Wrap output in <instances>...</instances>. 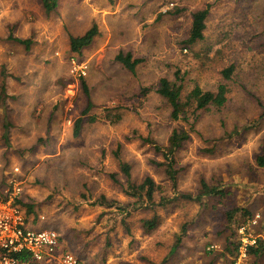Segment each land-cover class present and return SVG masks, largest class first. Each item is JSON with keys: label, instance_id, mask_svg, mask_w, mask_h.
<instances>
[{"label": "rangeland", "instance_id": "374dc122", "mask_svg": "<svg viewBox=\"0 0 264 264\" xmlns=\"http://www.w3.org/2000/svg\"><path fill=\"white\" fill-rule=\"evenodd\" d=\"M203 9L204 38L189 43L193 14ZM94 25L93 42L73 54L70 37ZM120 52L142 59L134 73L116 60ZM176 70L183 100L196 85L226 84V107L198 111L196 120L188 107L186 119L173 120L157 89ZM82 77L93 102L88 114ZM263 111L264 0H58L49 14L41 0H0V191L23 178L18 199L33 209L19 206L30 226L56 230L61 248L87 264H231L227 241L246 223L240 209L257 196L264 204V168L255 161ZM108 113L121 118L112 122ZM174 128L191 133L175 154L176 190L155 147ZM120 162L130 165L132 182L150 175L163 185L158 198L195 193L202 179L227 194L158 207L161 225L146 234L141 219L152 211L133 206ZM102 195L115 204H98ZM184 223L188 233L171 254Z\"/></svg>", "mask_w": 264, "mask_h": 264}, {"label": "trees", "instance_id": "16d2710c", "mask_svg": "<svg viewBox=\"0 0 264 264\" xmlns=\"http://www.w3.org/2000/svg\"><path fill=\"white\" fill-rule=\"evenodd\" d=\"M45 11L49 14L53 12L58 7V0H41ZM208 9H203L196 11L193 14V23L190 31V37L188 39L189 43H194L196 41L202 40L204 38V30L206 28V18L208 16ZM99 30L96 25L90 28L86 33L80 36L70 37V50L73 54H81L84 47L89 46L94 38L98 35ZM14 40L24 43L29 46L28 39L13 38ZM116 60L122 64V66L129 70L130 72H135L137 65L142 62L141 58H133L130 52L124 53L120 52L116 56ZM234 67L230 66L223 70V74L226 79H229L232 75ZM82 84L84 86L85 93L88 97V107L83 112V114H88L90 109L93 107V102L91 100V95L89 91V86L84 77L81 78ZM160 85L157 89L158 93L164 97L170 106L172 107L171 118L173 120H183L186 119L187 108H193V115L195 120L198 118V111L208 110L215 108L218 111L226 107L228 102V92L229 87L226 84H220L216 91L204 90L200 86L196 85L183 100V89H184V76H181V71L176 70L175 79L171 80L164 77L160 80ZM5 86L2 88V92L5 93ZM150 91L149 87H143L141 90L142 96H147ZM264 116V111L262 113ZM107 117L112 121H118L121 118V114H111L108 113ZM94 120L95 118H90ZM82 118H79L76 122L75 133L78 134L81 129ZM191 138V133L188 130L174 128L171 135L169 136L166 145L162 146L155 143V147L158 151H161L164 157L163 161H156L159 167H163L165 174L169 177L172 182L173 188L176 190L178 185V170L176 168L175 154L178 152ZM154 143V142H153ZM119 155V154H117ZM256 164L260 168H264V139L261 152L256 157ZM120 168L127 177L128 185L125 192L128 196L136 198L132 202L135 208L142 207L146 210H151L152 215L147 218L141 219V227L146 234H151L155 232L161 225L163 220L162 215L158 213V207L167 208L168 205H181L182 204H202L206 198H214L220 196L224 198L227 194L226 191L219 187L211 186L205 179L201 180L200 187L195 193H186L176 191L173 197L167 195H161L157 197L158 193H163V185L157 183V181L150 175L146 176L140 182L131 181V167L126 162H120ZM180 201V203H179ZM100 205H112L115 201L108 200L105 195H102L97 202ZM17 204L25 206L28 211H32L33 206L23 203L21 200H17ZM120 207V205H119ZM133 207V208H134ZM242 215L245 217L246 221L252 219L255 216V212L250 209L241 208ZM239 211V208H233L227 212L228 220H233L235 213ZM26 214V212H25ZM27 216V214H26ZM188 223L182 225V230L180 234L176 235L175 241L171 246L170 253L173 254L178 247L182 244L184 236L188 233L187 226ZM240 225V224H239ZM237 235V230L233 232L232 236ZM229 239V238H228ZM237 240L227 241L226 251L231 255V264H235L236 259L239 255L240 241ZM248 255H264V240L260 238L256 245L250 246L248 248Z\"/></svg>", "mask_w": 264, "mask_h": 264}, {"label": "built area", "instance_id": "2783aa9c", "mask_svg": "<svg viewBox=\"0 0 264 264\" xmlns=\"http://www.w3.org/2000/svg\"><path fill=\"white\" fill-rule=\"evenodd\" d=\"M14 172L20 173L16 167ZM23 178L11 177L0 191V264H85L74 253L62 249V238L54 229H34L26 214L17 204L22 193ZM261 218L260 213L237 230L239 255L248 256V248L262 238L254 231Z\"/></svg>", "mask_w": 264, "mask_h": 264}, {"label": "crops", "instance_id": "0c3cea01", "mask_svg": "<svg viewBox=\"0 0 264 264\" xmlns=\"http://www.w3.org/2000/svg\"><path fill=\"white\" fill-rule=\"evenodd\" d=\"M2 88H1V96L5 95V93L2 92ZM259 197L260 196H257L255 199H252V201L249 204V208L251 211L255 212V214L260 213L261 215V218L259 219L257 225L254 227V231L257 232L258 235H261L262 239L264 240V204H263V199L261 200ZM249 220H247L245 224H247ZM83 261L85 262V260ZM85 264L87 263L85 262ZM235 264H264V255L250 254L247 257L240 259L238 262L236 261Z\"/></svg>", "mask_w": 264, "mask_h": 264}]
</instances>
